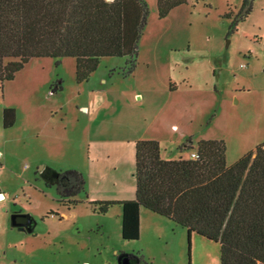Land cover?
Masks as SVG:
<instances>
[{
  "label": "rangeland",
  "instance_id": "374dc122",
  "mask_svg": "<svg viewBox=\"0 0 264 264\" xmlns=\"http://www.w3.org/2000/svg\"><path fill=\"white\" fill-rule=\"evenodd\" d=\"M143 1L138 58H104L81 84L75 59L35 58L0 89V264H122L139 251L146 264H221L220 244L194 234L189 254L187 231L147 209L142 238L124 241L121 206L99 214L89 203L126 200L136 183L127 141L161 140L163 155L176 160L190 158L202 139L224 140L228 165L251 146L239 140L264 123V0L232 33L226 16L243 0H199L165 19L158 0ZM247 89L253 94L236 103ZM4 107L17 112L8 129ZM89 140L99 148L93 160ZM72 169L84 190L61 199L60 175ZM13 215L29 217L28 231L12 228Z\"/></svg>",
  "mask_w": 264,
  "mask_h": 264
},
{
  "label": "trees",
  "instance_id": "16d2710c",
  "mask_svg": "<svg viewBox=\"0 0 264 264\" xmlns=\"http://www.w3.org/2000/svg\"><path fill=\"white\" fill-rule=\"evenodd\" d=\"M191 2L199 0H158V17L165 19ZM254 3L243 0L235 16L227 14L232 19L230 33L250 16ZM148 15L143 0H0V89L35 58L75 59L78 84L89 81L104 58H138ZM135 69L136 64L125 76ZM16 120V110L4 108V128L13 127ZM196 153V158L167 160L159 141L139 140L135 199L89 204L99 214L114 205L122 207L124 241L140 239L143 207L187 230L189 254L196 233L220 244L221 264H264V143L232 165L227 164L224 140L202 139ZM64 176L67 184L61 180ZM85 184L81 172L68 170L60 175L57 193L72 199ZM122 257L129 264L145 263L139 253Z\"/></svg>",
  "mask_w": 264,
  "mask_h": 264
},
{
  "label": "crops",
  "instance_id": "0c3cea01",
  "mask_svg": "<svg viewBox=\"0 0 264 264\" xmlns=\"http://www.w3.org/2000/svg\"><path fill=\"white\" fill-rule=\"evenodd\" d=\"M179 8V7H178ZM177 9V8H176ZM175 10V9H174ZM173 10V11H174ZM239 84V83H238ZM171 92V91H170ZM252 91L250 90V89H247V90H241L240 92H238V94H237V96H235V97H233V99L236 101V103H242V101L243 100H247V99H249V97L253 94V93H251ZM139 97H141V98H143V96L141 95V96H139ZM4 108H7V107H4ZM2 118H3V115H2ZM17 121V120H16ZM258 122H259V127L260 128H263L262 130L261 129H257V127H254V128H251V129H246L247 131H249V133L251 134V135H249L248 136V138L246 139V137H244L245 139H240L239 141L241 142L240 143V145H244V147L245 146H247V145H251L247 150H243L242 149V152H240V154L238 155V157H242L243 155H245L248 151H250V150H253L254 148H256V146H258V145H260V144H262V143H264V123L263 122H261L260 120H258ZM257 122V123H258ZM261 130V131H260ZM247 140V141H246ZM137 141H139V140H133V141H127V144L128 145H121V147L122 148H125L126 150H127V156H129V159L130 160H134L133 161V166H132V168H130V172L131 173H133V177H134V179H135V144H136V142ZM161 141V140H160ZM160 141H159V143H160ZM132 142V143H131ZM87 145H88V150H89V160H93L92 158V153H94V152H96V153H98L97 151H99V148L96 146V145H94V144H97V143H94L93 141H87ZM235 144V143H234ZM236 145H238L237 143H236ZM160 146H161V143H160ZM132 151V152H131ZM1 152V151H0ZM2 153V152H1ZM164 151L162 150V146H161V156H162V158H164V159H167L164 155ZM132 155V156H131ZM2 157H3V154H2ZM1 157V158H2ZM98 158V157H97ZM179 159V158H178ZM167 160H170V159H167ZM132 163V162H131ZM0 164H1V168H3V164H2V162H1V160H0ZM0 168V169H1ZM60 179V178H59ZM64 183V182H63ZM65 184H67V182L65 183ZM127 192H128V195L126 196V200H133V199H135V197H136V183H134V185L132 184L131 186H129V188L127 189ZM87 194H88V192H87ZM88 196H89V194H88ZM91 201H105V200H92V199H90ZM118 201H121V200H118ZM61 207H64L67 211H70V209H68L67 207H65V206H63V205H61ZM122 208V207H121ZM142 209H145V208H143V207H141L140 208V230H141V219H142V212H141V210ZM63 212H65V211H63ZM153 213V212H152ZM65 213H62V215H64ZM62 215H60L59 214V216H57V217H59V219H63V217H62ZM122 218V217H121ZM170 221V220H169ZM170 222H172V221H170ZM173 223V222H172ZM175 224V223H174ZM121 225H122V219H121ZM176 225V224H175ZM176 226H178V225H176ZM13 228V227H12ZM184 230H186V229H184ZM187 231V230H186ZM141 232V231H140ZM121 233H122V226H121ZM194 234H196V233H193L192 234V236L194 235ZM140 237L142 238V233H140ZM136 241H139V240H136ZM128 242H130V241H128ZM133 242H135V241H133ZM143 252V251H142ZM144 253V252H143ZM139 254L141 255V251H139ZM141 256H143L144 258H145V256L144 255H141Z\"/></svg>",
  "mask_w": 264,
  "mask_h": 264
},
{
  "label": "water",
  "instance_id": "95a60500",
  "mask_svg": "<svg viewBox=\"0 0 264 264\" xmlns=\"http://www.w3.org/2000/svg\"><path fill=\"white\" fill-rule=\"evenodd\" d=\"M1 198H2V195L0 194V199H1ZM20 216L25 217L24 215H13V216H12L11 226H12L13 228L18 229L19 231H23V232L28 231V229H26V227H24L22 224L17 223V217H20ZM122 264H129L127 258H124V261H123Z\"/></svg>",
  "mask_w": 264,
  "mask_h": 264
},
{
  "label": "flooded vegetation",
  "instance_id": "af4514ba",
  "mask_svg": "<svg viewBox=\"0 0 264 264\" xmlns=\"http://www.w3.org/2000/svg\"><path fill=\"white\" fill-rule=\"evenodd\" d=\"M17 223H20L22 224L24 227H28L29 226V217H23V216H20V217H17Z\"/></svg>",
  "mask_w": 264,
  "mask_h": 264
},
{
  "label": "built area",
  "instance_id": "2783aa9c",
  "mask_svg": "<svg viewBox=\"0 0 264 264\" xmlns=\"http://www.w3.org/2000/svg\"><path fill=\"white\" fill-rule=\"evenodd\" d=\"M1 157H2V153L0 152V160H1ZM190 157L191 158H196L197 157V153L196 152L192 153ZM0 168H1V164H0Z\"/></svg>",
  "mask_w": 264,
  "mask_h": 264
}]
</instances>
